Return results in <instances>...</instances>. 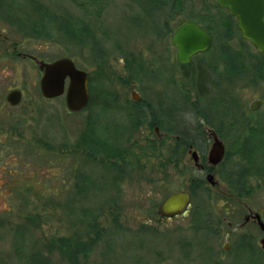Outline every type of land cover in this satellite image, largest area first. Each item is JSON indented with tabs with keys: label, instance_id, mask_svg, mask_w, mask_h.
Returning <instances> with one entry per match:
<instances>
[{
	"label": "rangeland",
	"instance_id": "obj_1",
	"mask_svg": "<svg viewBox=\"0 0 264 264\" xmlns=\"http://www.w3.org/2000/svg\"><path fill=\"white\" fill-rule=\"evenodd\" d=\"M228 17L215 0H0V38L7 37L0 44V264H202L194 255L205 250L196 217L226 216V173L255 171L264 148V54L231 31ZM191 20L215 42L182 68L172 37ZM18 54L73 60L89 75L86 110L69 113L65 95L44 99L37 63ZM12 90L23 96L16 107L6 102ZM134 92L165 138L139 130ZM214 113L228 125L223 121L229 158L218 168V189L197 185L205 177L175 128L186 127L191 139ZM90 142L103 144L109 157L90 158ZM242 147L252 154L246 162ZM81 177L95 187L77 197ZM256 184L250 180L248 205L255 211L264 206ZM178 191L192 193L190 215L161 222L158 207Z\"/></svg>",
	"mask_w": 264,
	"mask_h": 264
},
{
	"label": "flooded vegetation",
	"instance_id": "obj_2",
	"mask_svg": "<svg viewBox=\"0 0 264 264\" xmlns=\"http://www.w3.org/2000/svg\"><path fill=\"white\" fill-rule=\"evenodd\" d=\"M187 22H193L199 25L207 33H209L213 39V44H214L215 38L207 27H205L197 20H191ZM1 36L2 33L0 34V37ZM6 42H7V37H4L3 39L0 38V44H2L3 47H5ZM15 49L13 50V53H16ZM18 56H21L24 59H29L32 62H36L35 57L33 56L22 55V54H18ZM175 60H176V56H175ZM180 66L182 68L186 67L183 65ZM239 79L243 80V77ZM237 80H238V76H235L231 81L235 82ZM131 87H132V91H135V83H133ZM136 97L138 99H135L133 96L134 106L132 108L134 109L133 119H135L136 122L138 123L137 125L140 126L139 130L146 128L149 133L153 132L160 139L165 138L167 134L165 133L163 135H160L159 126H157V124L154 122L155 113L153 111L149 113L150 112L149 111L150 107L148 106L149 103L142 102L139 96ZM257 101L259 102V106H260L261 101L260 100ZM142 105L143 107L141 109ZM249 110L251 112L257 111V110L252 111L250 107ZM216 113H214L213 115L210 114L209 117L203 118L202 121L198 123V126H196L193 133L192 144L190 145L184 144L185 147H188L191 156L192 154L196 153L198 157L199 167L195 166V168L203 177H205V181L203 179H199V181H196L197 185L201 182L204 185L205 184L204 182H207V178L212 177L214 185H211L210 183L207 182L212 189H218L219 187H221L220 186L221 183L218 180L217 171L219 167H223L227 163L229 158L227 144L225 143L222 136L223 128L226 126L228 127V125L226 124L227 118L216 117L215 116ZM166 117L167 119H169V117L171 119V115H169V113L168 114L166 113ZM223 123L226 126H223L224 125ZM261 124L262 125L260 126L258 136L261 137V139L263 140L264 122H262ZM175 128L177 134L179 135L180 129H178V125H175ZM179 136L177 137L178 139H180L181 137ZM215 138L222 143L225 151L223 160L218 165H213L212 163L209 162V154L215 142ZM259 151H260L259 158L258 160L256 159L258 166H256L255 171L252 170L250 171L248 170V168H242L241 170L238 169L232 170L231 168V170H229L226 173L227 185L223 188L224 191L223 193H221L222 195L220 196V199L224 201V203L229 204L230 206L229 209L226 211V216L219 218V214L212 213L208 215L200 214L196 217L197 218L196 223H198L200 227L198 231L201 233L200 234L201 236H199V238L197 239L198 247H204L205 250L202 251L201 249H199V252L197 251V253L194 255L197 257L198 260H200V262H202V264H264V244H263L264 228L261 226L264 225V206L256 211L248 206L250 202V198H252L250 195L253 192L251 190L253 186L250 185V180L252 179H255L257 181V184L255 186L256 192H261V194L263 195L259 197L260 199L259 203L261 205L262 204L264 205V148L258 150L257 152ZM239 152L240 153L238 155L240 159L243 160V162L244 161L246 162L248 158H251L252 154H248V152H250L249 150L243 149L242 147L241 151L239 150ZM97 153H99V150H97ZM244 153H246L247 155H245ZM192 199H193V195H192ZM192 208H193V203H192ZM238 217H242V222L233 223V220H235V218ZM159 218L161 222L169 223L177 217L168 220L162 218L159 215ZM251 225L256 227L257 230L256 234H252L251 232L249 233L247 231V227ZM221 226H225L227 228L226 229L223 227L221 228ZM207 244H210V246H206ZM221 244H223L222 251L220 249ZM185 248L189 249L188 246H185ZM227 257L228 260H231L230 262L226 261Z\"/></svg>",
	"mask_w": 264,
	"mask_h": 264
},
{
	"label": "water",
	"instance_id": "obj_3",
	"mask_svg": "<svg viewBox=\"0 0 264 264\" xmlns=\"http://www.w3.org/2000/svg\"><path fill=\"white\" fill-rule=\"evenodd\" d=\"M218 8L227 10L229 16L237 20L241 37L251 43L259 54H264V0H216ZM173 46L177 49L176 61L187 66L192 58L211 50L213 39L209 33L193 22H185L174 33ZM42 74L40 91L44 99L54 100L66 96V106L71 114H80L90 102L89 75L78 69L69 58L51 63L37 61ZM135 99L136 94H133ZM20 90H12L6 97L11 107L22 102ZM259 102L251 104L252 111L257 110ZM224 147L215 138L209 154V162L218 165L224 157ZM195 166L198 165L196 153L192 154ZM207 182L214 185L212 177ZM192 209V195L189 191H178L170 194L158 207V214L165 219L187 217ZM264 228V225H261ZM264 244V242H263Z\"/></svg>",
	"mask_w": 264,
	"mask_h": 264
},
{
	"label": "trees",
	"instance_id": "obj_4",
	"mask_svg": "<svg viewBox=\"0 0 264 264\" xmlns=\"http://www.w3.org/2000/svg\"><path fill=\"white\" fill-rule=\"evenodd\" d=\"M229 16V14H228ZM44 18L47 20L48 18L44 15ZM228 21H231V25L229 24V27H231V31L234 33V32H239V29L237 27V20L235 18H232L231 16L228 17ZM42 26L43 25H40V27H38V29L40 28V30H42ZM59 26L63 29V31L65 32V34L68 36L69 35V26L68 24L66 23H62V24H59ZM208 28V27H207ZM209 30V28H208ZM211 31V30H210ZM70 38L72 39H75V38H78V37H74V36H69ZM201 94H206V92L202 93ZM179 135L183 138V143L185 145H187L188 143L186 142L187 140L192 142V139L193 138H189V133L186 129V127H183V129L181 128L180 131H179ZM193 137V136H192ZM91 145H89L90 149H88V156L92 159L94 158H97L99 157L98 155H102L103 158H108L109 157V153H107V150H106V147L102 144V145H99V144H96V143H92L90 142ZM97 150H99V153H97ZM108 155V156H107ZM115 158V157H114ZM90 177L87 178V177H81L80 179H78V184L76 186V192H77V197H84V195L86 194V189L88 188H94L95 185H94V182H90ZM200 185H203V183L201 182ZM85 191V192H83ZM38 264H42L41 262L38 261Z\"/></svg>",
	"mask_w": 264,
	"mask_h": 264
}]
</instances>
